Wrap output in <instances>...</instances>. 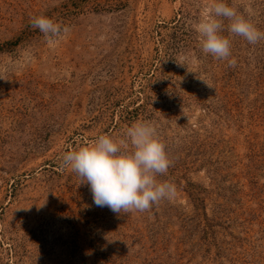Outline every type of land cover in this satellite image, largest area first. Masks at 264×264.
Segmentation results:
<instances>
[{
  "label": "rangeland",
  "instance_id": "rangeland-1",
  "mask_svg": "<svg viewBox=\"0 0 264 264\" xmlns=\"http://www.w3.org/2000/svg\"><path fill=\"white\" fill-rule=\"evenodd\" d=\"M208 2L0 0V264H264V40L224 20L236 65L203 53ZM228 3L264 31V0ZM138 121L176 194L117 214L62 156Z\"/></svg>",
  "mask_w": 264,
  "mask_h": 264
},
{
  "label": "clouds",
  "instance_id": "clouds-1",
  "mask_svg": "<svg viewBox=\"0 0 264 264\" xmlns=\"http://www.w3.org/2000/svg\"><path fill=\"white\" fill-rule=\"evenodd\" d=\"M224 20L228 21V32L251 45L264 40V31L230 6L228 0H209L195 24L202 51L234 67L237 61L232 57L230 39L223 34ZM31 26L50 41L69 31L44 14L32 17ZM188 60V56H182L177 63L185 65ZM125 136L115 140L100 134L90 145L65 152L63 165L89 186L96 206L117 214L122 210L148 211L161 200L174 198L175 185L158 179L168 172L171 161L156 126L138 121L127 128Z\"/></svg>",
  "mask_w": 264,
  "mask_h": 264
}]
</instances>
